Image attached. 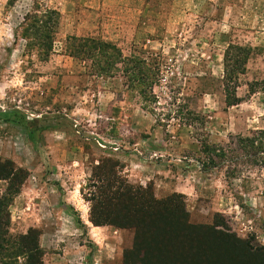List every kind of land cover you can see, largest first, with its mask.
I'll use <instances>...</instances> for the list:
<instances>
[{
  "label": "rangeland",
  "instance_id": "374dc122",
  "mask_svg": "<svg viewBox=\"0 0 264 264\" xmlns=\"http://www.w3.org/2000/svg\"><path fill=\"white\" fill-rule=\"evenodd\" d=\"M102 43L109 60V49L72 53ZM227 45L252 48L236 75L242 101L229 107ZM130 58L145 83L139 93L126 92ZM263 77L264 0H0V161L28 171L9 234L38 223L42 264H121L132 229L101 230L93 246L74 223L109 157L156 198L180 194L189 222L264 247V166L235 164L227 142L264 127L262 94L246 97V83ZM201 142L227 158L212 166ZM51 193L69 206L59 224Z\"/></svg>",
  "mask_w": 264,
  "mask_h": 264
},
{
  "label": "trees",
  "instance_id": "16d2710c",
  "mask_svg": "<svg viewBox=\"0 0 264 264\" xmlns=\"http://www.w3.org/2000/svg\"><path fill=\"white\" fill-rule=\"evenodd\" d=\"M34 17L27 14L24 19ZM38 23L42 20L38 19ZM102 44V47L89 45L92 50H85V53L80 50L72 53L93 58V49L112 52L110 46ZM250 50L252 48L245 45H227L224 50L220 82L225 107L242 101L235 93L236 75L243 73L244 59ZM231 51H237L238 57L241 52L242 56L233 59L229 54ZM112 56L113 52L107 56L108 60ZM105 61L107 59L103 57L98 59V63ZM127 76L126 92L134 89L139 93L138 87L145 83L139 76L137 63L131 58ZM146 83L149 85L148 81ZM255 92L261 93L264 99V77L246 83V97ZM228 138L229 144L236 143V148L228 149L232 155L228 159L233 158L235 164L264 166V127L250 130L248 135L237 134ZM200 153L207 154L206 159L212 166L217 164L215 160L227 158L217 144L201 142ZM118 167L115 159H100L93 175L98 184L89 199L87 219L94 226L133 230V245L122 251L121 264H264L263 246H250L211 225L189 222L184 204L179 200L180 194L156 198L150 186L134 185L122 178ZM232 171L229 169L226 175L232 176ZM27 176L28 171L13 166L11 161H0V264H42L37 229L28 228L17 236H11L7 230L8 207Z\"/></svg>",
  "mask_w": 264,
  "mask_h": 264
},
{
  "label": "crops",
  "instance_id": "0c3cea01",
  "mask_svg": "<svg viewBox=\"0 0 264 264\" xmlns=\"http://www.w3.org/2000/svg\"><path fill=\"white\" fill-rule=\"evenodd\" d=\"M25 182L23 183L20 192L18 193V195L14 198V200L12 201V203L9 205L8 207V212H9V216L13 219V214L11 215V212L14 210H16L15 207V202L16 200L19 198V196L22 194L23 191V187H24ZM52 197H54L55 199L51 202H49L47 206V210L50 211V221H53L54 223H58L59 221L62 219L63 214L67 213V211L69 210V206L66 204L65 198H60V196H62L61 194L58 193H51L50 194ZM61 200V201H60ZM64 200V202H63ZM60 202V203H59ZM19 212V211H18ZM64 218V217H63ZM37 220V219H34ZM38 222V220L36 221ZM77 223L78 227L82 230V235L83 238H88L92 240V244L93 246H95L97 244L96 241H94V239H101V237L99 236V234L101 233V230H110L112 227L111 226H94L92 224H90V222L87 219V212L82 216V218L78 219L74 222ZM38 223L33 224V226L31 225V227L33 228L34 226H37ZM115 229V228H113ZM39 234V239L40 238ZM108 239H111V237L109 236Z\"/></svg>",
  "mask_w": 264,
  "mask_h": 264
}]
</instances>
